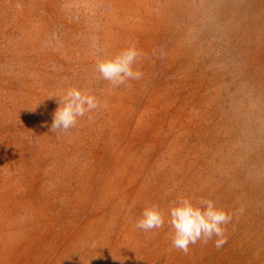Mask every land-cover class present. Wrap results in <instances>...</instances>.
Segmentation results:
<instances>
[{
    "label": "rangeland",
    "instance_id": "rangeland-1",
    "mask_svg": "<svg viewBox=\"0 0 264 264\" xmlns=\"http://www.w3.org/2000/svg\"><path fill=\"white\" fill-rule=\"evenodd\" d=\"M69 87L99 108L55 133ZM184 198L233 214L221 248L136 228ZM0 264H264V0H0Z\"/></svg>",
    "mask_w": 264,
    "mask_h": 264
},
{
    "label": "clouds",
    "instance_id": "clouds-1",
    "mask_svg": "<svg viewBox=\"0 0 264 264\" xmlns=\"http://www.w3.org/2000/svg\"><path fill=\"white\" fill-rule=\"evenodd\" d=\"M141 52L135 45H129L114 57L98 62L100 76L113 86L125 85L130 80H140L143 76L136 67ZM99 108L98 99L76 87H69L59 99V107L54 113L51 131H67L75 127L78 119ZM232 215L216 206L211 199H202L194 204L184 198L172 206L167 216L158 207H147L136 222V228L145 232L160 229L167 222L173 230V247L183 252L189 246L214 239L215 246L221 248L226 242L225 226L232 220Z\"/></svg>",
    "mask_w": 264,
    "mask_h": 264
}]
</instances>
